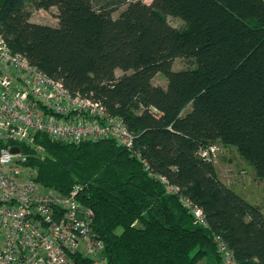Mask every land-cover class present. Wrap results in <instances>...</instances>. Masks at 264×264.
<instances>
[{
	"label": "trees",
	"instance_id": "trees-1",
	"mask_svg": "<svg viewBox=\"0 0 264 264\" xmlns=\"http://www.w3.org/2000/svg\"><path fill=\"white\" fill-rule=\"evenodd\" d=\"M122 3L0 0L11 49L72 93L101 101L140 152L112 138L41 134L44 154L30 155L36 179L62 194L79 188L107 264H224L216 236L238 264H264V203L247 200L199 154L216 142L234 147L264 181V0H135L115 17ZM52 7L58 25L30 20V8ZM180 57L194 67L173 70ZM158 73L166 87L153 83ZM160 176L203 209L208 226Z\"/></svg>",
	"mask_w": 264,
	"mask_h": 264
},
{
	"label": "built area",
	"instance_id": "built-area-1",
	"mask_svg": "<svg viewBox=\"0 0 264 264\" xmlns=\"http://www.w3.org/2000/svg\"><path fill=\"white\" fill-rule=\"evenodd\" d=\"M41 134L77 143L112 138L140 157L135 134L118 116L14 52L0 32V264H107L104 241L91 229L93 210L78 199L79 188L62 194L36 179L30 155L44 154ZM214 150L215 144L199 154L214 160ZM159 178L196 222L208 226L200 206ZM215 241L223 263L238 264L229 245L220 236Z\"/></svg>",
	"mask_w": 264,
	"mask_h": 264
},
{
	"label": "rangeland",
	"instance_id": "rangeland-1",
	"mask_svg": "<svg viewBox=\"0 0 264 264\" xmlns=\"http://www.w3.org/2000/svg\"><path fill=\"white\" fill-rule=\"evenodd\" d=\"M132 1L135 0H123L122 5H120L116 11H114L113 15L115 17L118 16L121 10H123ZM143 1L151 3L152 0ZM30 13V20L33 22L52 26H56L59 23L57 7H52L50 10L30 8ZM167 18L174 27L178 29L184 27V21H182L180 18L170 15L167 16ZM187 67H194L193 62L189 61V59L180 57L175 60L172 68L173 70H180ZM121 73V70H117L118 75ZM164 78L167 79L165 75L161 74L155 79V82L163 83L165 80ZM187 109H189V107ZM212 157L214 158V162L219 174L227 183H230V185L232 184L239 186L240 183L241 185L246 186L247 182L248 184L246 188L248 189L255 185L257 179L260 180L258 177L255 178L256 175L252 166L239 156L236 148L234 147H228L221 142H216ZM260 197V200L264 199V191L262 194H260ZM249 201H257V199L254 198L250 199Z\"/></svg>",
	"mask_w": 264,
	"mask_h": 264
},
{
	"label": "crops",
	"instance_id": "crops-1",
	"mask_svg": "<svg viewBox=\"0 0 264 264\" xmlns=\"http://www.w3.org/2000/svg\"><path fill=\"white\" fill-rule=\"evenodd\" d=\"M159 75H161V73H158L155 77H154V79H153V83L154 84H156V85H161V86H163V87H166L167 86V84H168V80L167 79H165L164 80V82L163 83H156L155 82V79L159 76ZM164 77V76H163ZM253 168V167H252ZM217 171H218V169H217ZM218 173H219V171H218ZM256 175V174H255ZM219 176L221 177V175L219 174ZM255 178H256V176H255ZM221 179L223 180V181H225L224 180V178L223 177H221ZM226 182V181H225ZM227 183V182H226ZM260 183V184H259ZM227 184H229L230 185V183H227ZM247 182H246V186L244 185H241L240 183H239V186H236V185H230V186H232L237 192H239L240 194H242L247 200H250V199H254V198H256L257 199V201H253L252 203H256V204H261V203H264V199H262V200H260V194H262V192L264 191V181L263 180H258L257 179V182H255V185L254 186H252V187H250V188H246L247 187ZM245 189H247V190H245Z\"/></svg>",
	"mask_w": 264,
	"mask_h": 264
},
{
	"label": "water",
	"instance_id": "water-1",
	"mask_svg": "<svg viewBox=\"0 0 264 264\" xmlns=\"http://www.w3.org/2000/svg\"><path fill=\"white\" fill-rule=\"evenodd\" d=\"M12 151L13 152H18L19 151V147H14L13 149H12ZM81 217V216H80Z\"/></svg>",
	"mask_w": 264,
	"mask_h": 264
}]
</instances>
